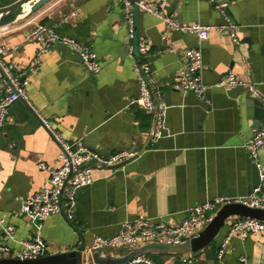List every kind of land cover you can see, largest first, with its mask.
<instances>
[{
	"label": "crops",
	"instance_id": "1",
	"mask_svg": "<svg viewBox=\"0 0 264 264\" xmlns=\"http://www.w3.org/2000/svg\"><path fill=\"white\" fill-rule=\"evenodd\" d=\"M12 1L0 0V6ZM215 1L228 2L226 14L237 24L238 44L217 30L206 40L176 30L163 39L166 25L162 19L134 11L137 33L151 45L144 59L157 80L155 90L162 92L167 105L155 142L150 140L153 115L133 103L140 92L139 82L135 57L128 53L131 41L119 0H52L0 28L3 40L15 47L5 58L15 70L27 69L35 61L40 45L26 37L39 22L55 26L62 36L91 43L101 63V70L92 74L71 47L53 45L40 55L35 71L28 73L31 105L15 101L0 127V219L14 225L18 238L29 239L36 233L21 205L40 191L48 176L38 164H61L60 144L38 114L64 139H82L102 155L123 149L139 153L122 166L94 170L93 183L78 190L72 221L54 213L41 223L38 231L46 244L45 255L90 249L96 236L116 234L127 219L146 217L176 226L193 205L216 197L238 199L252 192L259 173L246 143L254 127H264V0ZM215 3L169 0L168 11L181 23L224 24L227 18ZM191 47L202 51L204 83L214 85L225 73L233 72L255 83L261 96H253L244 86H211L206 100L175 90L174 78L185 67L184 53ZM259 160L264 167V148ZM236 218L227 219L211 245L197 252L188 248L189 240L167 246L145 241L91 250L83 254L81 264L123 261L135 254L149 256L158 264H264V231L251 232L244 239L233 236L224 257L217 258ZM4 258L8 257L0 255Z\"/></svg>",
	"mask_w": 264,
	"mask_h": 264
},
{
	"label": "built area",
	"instance_id": "2",
	"mask_svg": "<svg viewBox=\"0 0 264 264\" xmlns=\"http://www.w3.org/2000/svg\"><path fill=\"white\" fill-rule=\"evenodd\" d=\"M122 3V11L128 26V37L131 41L128 53L135 57V73L139 82V95L133 103L152 114L154 124L151 141H157L164 126L167 105L161 91H156L157 80L154 77L150 63L144 59L151 49L150 41L146 36L138 35L134 11L149 12L165 22L166 29L163 39L167 34L176 30L180 33H192L202 40L209 38L212 30H217L230 35L234 43L240 39L237 35V24L231 21L226 14L228 2L215 3L216 9L222 13L227 22L218 25H207L199 22L181 23L174 12L168 11L169 0H119ZM27 40L39 43L40 50L35 61L23 70H15L5 58L15 49L2 38L0 32V77L3 81V89L0 92V127L4 124L10 107L17 100H25L31 105L28 97L30 80L28 73L34 72L40 63V55L48 51L53 45L61 43L75 50L90 73L101 70V63L91 43H83L79 40L62 36L53 25L36 23L27 35ZM185 67L175 76L173 88L181 92H192L199 98L206 100L205 93L211 86L217 87H246L253 96L261 94L255 83L240 79L235 73H225L214 85L204 83L201 76L203 68L202 51L191 47L184 53ZM264 101V98H262ZM33 107V106H32ZM33 109L37 111L34 107ZM43 124L49 129L54 138L60 144L59 158L61 164L58 167H49L45 161L38 164L39 169L47 171L48 176L42 188L37 193L29 195L22 200L21 210L23 214L36 227V233L29 239L18 238L15 227L0 219V255L20 260L36 259L45 255L46 244L39 234L41 223L54 213H63L69 221L75 218L78 190L88 186L94 181L96 168H107L119 165L135 158L138 152L123 149L108 155H102L87 146L82 139L67 140L55 131L49 121L38 114ZM246 147L259 173V183L249 195L238 199L216 197L203 203L193 205L188 209V216L176 226L169 225L166 221L153 222L146 217L127 219L121 224L120 230L111 236H96L93 246L84 249L88 254L91 250L113 249L151 241L160 245H177L201 232L204 227L213 220L219 209L227 203L237 202L243 205L264 209V167L259 160V151L264 148V127H254L253 135L248 139ZM264 231V221L255 218L237 217L229 226L228 233L221 243L217 258L222 259L226 248L233 236L245 238L249 233ZM10 242L18 246H11ZM123 264H158L146 255H137Z\"/></svg>",
	"mask_w": 264,
	"mask_h": 264
},
{
	"label": "water",
	"instance_id": "3",
	"mask_svg": "<svg viewBox=\"0 0 264 264\" xmlns=\"http://www.w3.org/2000/svg\"><path fill=\"white\" fill-rule=\"evenodd\" d=\"M52 0H14L9 4L0 6V28L8 26L20 19L39 11ZM133 159V158H132ZM130 159V160H132ZM128 160V161H130ZM125 161L113 167H119L126 164ZM232 216L242 218H255L264 221V209L253 208L241 203L231 202L224 204L212 221H210L204 229L193 236L186 245L192 252L200 251L211 245L221 228L226 224V220ZM158 246H166L156 244ZM84 248L68 251L64 253L50 254L38 257L36 259L20 260L15 258L0 259V264H81ZM142 254H135L123 261L114 259L106 260L100 264H123L125 261L131 260L133 257ZM95 257V256H92ZM91 262V261H89Z\"/></svg>",
	"mask_w": 264,
	"mask_h": 264
},
{
	"label": "rangeland",
	"instance_id": "4",
	"mask_svg": "<svg viewBox=\"0 0 264 264\" xmlns=\"http://www.w3.org/2000/svg\"><path fill=\"white\" fill-rule=\"evenodd\" d=\"M231 218V217H230ZM230 218H228V219H230ZM187 242V241H186ZM167 246V245H166Z\"/></svg>",
	"mask_w": 264,
	"mask_h": 264
}]
</instances>
